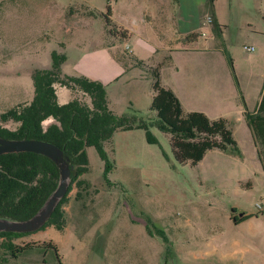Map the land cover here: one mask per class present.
<instances>
[{"label": "rangeland", "instance_id": "1", "mask_svg": "<svg viewBox=\"0 0 264 264\" xmlns=\"http://www.w3.org/2000/svg\"><path fill=\"white\" fill-rule=\"evenodd\" d=\"M142 2L152 18L133 24L130 16ZM161 3L0 0V113L32 100L33 70L55 60L63 76L100 81L118 115L131 106L154 119L155 65L159 79L177 77L188 86L220 82L253 106L264 81V35L254 32L264 27V0H213L225 12L230 4L237 11L225 48L205 51L190 47L205 40L221 45L212 29L186 37L172 3ZM190 57L206 60L205 70L180 62ZM157 60L163 64H148ZM70 90L90 103L87 93ZM2 124L13 129L18 122ZM232 127L239 151L212 147L194 165L176 159L169 133L156 126L149 127L156 143L147 141L143 128L115 130L107 159L87 145L88 169L78 176L85 182L67 193L63 229L49 224L12 237L27 247L13 256L0 246V264H264V168L245 119ZM244 212L253 215L235 222Z\"/></svg>", "mask_w": 264, "mask_h": 264}, {"label": "trees", "instance_id": "2", "mask_svg": "<svg viewBox=\"0 0 264 264\" xmlns=\"http://www.w3.org/2000/svg\"><path fill=\"white\" fill-rule=\"evenodd\" d=\"M207 3L213 12V0H207ZM210 15L212 29L215 34L220 35L221 24L212 14ZM126 34V30H123L122 35L126 36ZM195 36L197 34L187 35V37ZM228 57L232 62L231 57ZM136 64H142V61L137 60ZM150 70L153 77V92L149 109L155 111L154 119H149L147 114L131 106L120 115L113 113L107 105L105 87L100 81L63 76L58 60H55L50 68L33 70L32 100L0 113L1 136L50 140L63 147L74 164L67 192L42 227L52 224L58 229H63L65 219L62 204L66 201L67 193L73 183L79 186L85 182L84 179L78 178L88 169L85 147L94 146L100 157L107 159L108 153L105 147L109 145L110 150H114L112 134L117 129L143 128L147 141L156 143L157 138L149 128L156 126L161 131L169 133L176 159L191 165L196 164L206 150L212 147L239 151L237 141L224 117L209 118L200 110L184 111L175 93L161 85L158 67L154 66ZM56 82L87 93L90 103L81 101L77 96L60 103L55 90ZM242 103L244 104V100ZM48 117L53 120L43 125V120ZM244 118L264 168V88L257 107L252 111L245 108ZM9 120L18 122V125L11 129L2 124ZM57 179L56 164L41 153L33 151L1 153L0 215L13 218L28 217L55 187ZM252 215L245 213L233 218L235 222H239ZM25 233L27 232L0 231V236L5 238L0 242V246L13 256H17V253L27 246H17L11 238ZM46 245L55 247L50 242Z\"/></svg>", "mask_w": 264, "mask_h": 264}, {"label": "crops", "instance_id": "3", "mask_svg": "<svg viewBox=\"0 0 264 264\" xmlns=\"http://www.w3.org/2000/svg\"><path fill=\"white\" fill-rule=\"evenodd\" d=\"M165 0H162V5ZM148 2L158 3V0H148ZM171 4V13L176 18V26L185 33L186 37L190 34H200L203 28L207 30L212 29V24L205 23L204 19L208 14H212L213 18L216 19L222 27V32L220 35H216L217 41L219 42V46H213L207 40L203 43H196L192 48L195 51H205L214 48L215 50H220L223 47V44L226 40V30L231 22H235L234 15L235 11H237L236 7L230 4L228 6V10L226 12L223 8L214 5L213 12H211L210 7L208 6L207 0H168ZM139 13L137 16H130L131 19H134V23L136 24V20H150L152 18L150 14L151 7L147 4L144 5L143 2L138 6ZM169 7V4H168ZM264 9V4H263ZM170 10V9H169ZM226 15L231 16L229 19ZM133 21V20H132ZM127 26V25H124ZM128 29V26L125 29ZM213 31V29H212ZM214 32V31H213ZM254 32L258 35H264V27L256 26ZM128 34V33H127ZM194 38V37H190ZM189 39V38H188ZM196 39V36H195ZM125 48L130 53L133 51L128 48L126 45ZM178 47L176 50H181ZM137 60L139 59L136 55H133ZM264 57V56H263ZM205 58V57H204ZM180 62H187V65L190 68L196 69L200 65L206 66V60L202 58L190 57V58H182ZM163 64V61L157 60L155 62H149V65L154 64ZM179 64V61L177 62ZM156 66V65H155ZM204 66V70H205ZM177 69H179L177 67ZM264 70V69H263ZM260 76L264 75L260 71ZM62 74V73H61ZM160 83L162 86L170 88L175 95L178 97L181 106L184 111L189 110H200L204 112L209 118H218L224 117L227 120L228 127L230 128L232 135L233 133V122H240L244 118V110L245 108L252 111L254 110L261 97L262 90L264 88V81L259 87L258 96L255 99V103L253 106L249 107L247 102L244 100V104L242 101L238 99L239 92H237L234 88H228L220 82H207L202 84H196L192 86H188L183 82H180L176 77L173 79L172 83L169 81H164L162 77H160ZM55 90L57 94L58 101L60 103H65L72 98L71 90L66 85L60 84L59 88ZM151 101V100H150ZM250 129V128H249ZM235 138V137H234ZM236 140V138H235ZM245 214V212L243 213ZM242 215V214H241ZM243 221V220H242Z\"/></svg>", "mask_w": 264, "mask_h": 264}, {"label": "water", "instance_id": "4", "mask_svg": "<svg viewBox=\"0 0 264 264\" xmlns=\"http://www.w3.org/2000/svg\"><path fill=\"white\" fill-rule=\"evenodd\" d=\"M19 151H33L49 157L58 168V179L55 187L28 217L13 218L0 215V231L29 232L41 228L67 192L74 168L63 147L55 142L32 137L6 138L0 135V154Z\"/></svg>", "mask_w": 264, "mask_h": 264}, {"label": "built area", "instance_id": "5", "mask_svg": "<svg viewBox=\"0 0 264 264\" xmlns=\"http://www.w3.org/2000/svg\"><path fill=\"white\" fill-rule=\"evenodd\" d=\"M204 22H205V23H209V24L211 23V15H210V14H208V15L205 17ZM248 48H251V47H247V49H248ZM257 206H258L259 208L262 207V205L259 204V203L257 204Z\"/></svg>", "mask_w": 264, "mask_h": 264}, {"label": "flooded vegetation", "instance_id": "6", "mask_svg": "<svg viewBox=\"0 0 264 264\" xmlns=\"http://www.w3.org/2000/svg\"><path fill=\"white\" fill-rule=\"evenodd\" d=\"M48 118H50V117H48ZM47 119V118H46Z\"/></svg>", "mask_w": 264, "mask_h": 264}]
</instances>
